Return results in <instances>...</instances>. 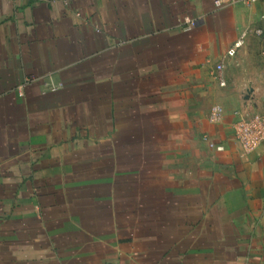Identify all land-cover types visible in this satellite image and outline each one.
I'll return each instance as SVG.
<instances>
[{"label":"crops","instance_id":"0c3cea01","mask_svg":"<svg viewBox=\"0 0 264 264\" xmlns=\"http://www.w3.org/2000/svg\"><path fill=\"white\" fill-rule=\"evenodd\" d=\"M214 1L0 0V264H264L263 8Z\"/></svg>","mask_w":264,"mask_h":264},{"label":"built area","instance_id":"2783aa9c","mask_svg":"<svg viewBox=\"0 0 264 264\" xmlns=\"http://www.w3.org/2000/svg\"><path fill=\"white\" fill-rule=\"evenodd\" d=\"M56 1V0H53ZM66 1V0H63ZM242 5L247 8L261 5L263 10L260 14V21L264 23V0H215L214 7L216 9H226L233 6ZM181 29L186 32H192L198 25V21L189 17H180L177 20ZM253 34L263 39V48L261 54L264 56V28H257L253 31ZM248 34H243L239 42L235 45V48L228 52V56L232 57L236 53V49L241 47L247 38ZM214 79L220 87H226L227 82L224 77V65L218 64L214 70ZM46 88L49 91L56 92L59 86L53 83H47ZM26 84H23L18 88V96L23 97ZM225 115V110L221 105H214L209 113L208 121L211 125H219ZM234 115L237 117V121L233 126V139L238 147V150L242 156H248L255 153L264 145V114L255 113L250 114L244 111H236ZM203 142H205L209 149L218 152H224L225 148L218 144L208 134L202 136Z\"/></svg>","mask_w":264,"mask_h":264},{"label":"rangeland","instance_id":"374dc122","mask_svg":"<svg viewBox=\"0 0 264 264\" xmlns=\"http://www.w3.org/2000/svg\"><path fill=\"white\" fill-rule=\"evenodd\" d=\"M215 70V69H214ZM214 70H213V78H214ZM221 89L218 88V90H214V93L209 95V101H208V110H207V114L208 112H210L209 110L211 109L212 105L214 103H220L224 106V103H222V101L220 100L222 98V96L220 95L221 94ZM230 96V94H228V97ZM207 114L205 115L207 117ZM0 194L3 195V196H6L7 195V189H1L0 190ZM7 208L8 206L7 205H0V212L1 213H6L7 212Z\"/></svg>","mask_w":264,"mask_h":264}]
</instances>
